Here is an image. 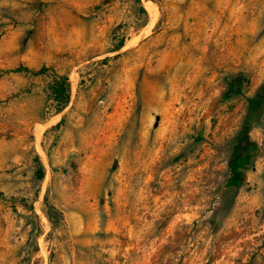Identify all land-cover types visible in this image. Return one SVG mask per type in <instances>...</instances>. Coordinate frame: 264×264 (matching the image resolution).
<instances>
[{"label": "rangeland", "instance_id": "374dc122", "mask_svg": "<svg viewBox=\"0 0 264 264\" xmlns=\"http://www.w3.org/2000/svg\"><path fill=\"white\" fill-rule=\"evenodd\" d=\"M0 264H264V0H0Z\"/></svg>", "mask_w": 264, "mask_h": 264}, {"label": "trees", "instance_id": "16d2710c", "mask_svg": "<svg viewBox=\"0 0 264 264\" xmlns=\"http://www.w3.org/2000/svg\"><path fill=\"white\" fill-rule=\"evenodd\" d=\"M140 2V0H138ZM143 13L147 16V12L144 8H142ZM125 46V40H121L119 44L115 47L114 52H118L121 49H123ZM108 59H105L103 62H107ZM19 71V69H18ZM26 71H29L26 69ZM46 70L42 69L36 74H45ZM241 81L240 77H236L232 79L231 81V88H236L237 84H239ZM52 92H53V102L56 113H61L69 104L70 102V92H71V84L69 81V77L66 75H54V81L52 83ZM254 103L262 104L263 98L260 96L257 99L254 100ZM253 155L251 154H236L232 157V159L229 161V168H230V177L227 181V187L228 188H240L243 182V175L244 170L247 169L251 163H252ZM36 162V176L38 180H43L46 175L45 167L40 159V157L37 155L35 157ZM48 194V193H47ZM45 205L47 207L46 216L48 218V221L51 226V232L49 234L50 237L53 236V233H55V230L57 229V226L59 224H62L64 217L63 213L60 212L55 205H53L48 195L45 198ZM33 212V209H30ZM34 217L37 218V215L35 213ZM39 224V223H38ZM38 224L37 226V233L39 234L41 232V229L39 228Z\"/></svg>", "mask_w": 264, "mask_h": 264}, {"label": "bare ground", "instance_id": "6f19581e", "mask_svg": "<svg viewBox=\"0 0 264 264\" xmlns=\"http://www.w3.org/2000/svg\"><path fill=\"white\" fill-rule=\"evenodd\" d=\"M145 3H146V9L150 16L151 23L148 25V27L142 30L141 35L137 39L144 38L151 31L152 27L154 26V24L156 23L159 17V10H158L157 5L151 1H147ZM132 43L133 41L129 42V44H132ZM75 85L76 84L74 83L73 89L75 88ZM43 127L44 126H37L35 130L37 138H40L42 136L41 134H42V130L44 129Z\"/></svg>", "mask_w": 264, "mask_h": 264}]
</instances>
